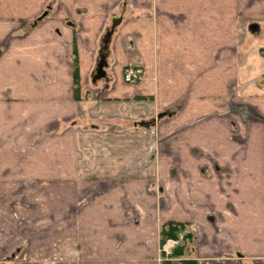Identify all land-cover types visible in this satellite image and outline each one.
<instances>
[{"label": "crops", "instance_id": "crops-1", "mask_svg": "<svg viewBox=\"0 0 264 264\" xmlns=\"http://www.w3.org/2000/svg\"><path fill=\"white\" fill-rule=\"evenodd\" d=\"M133 1L0 0V264L21 242L28 256L118 264L117 233L142 264H264V0ZM164 148L182 165L157 209L145 184ZM104 180L116 183L93 193ZM160 219L185 224L182 256L156 257Z\"/></svg>", "mask_w": 264, "mask_h": 264}, {"label": "rangeland", "instance_id": "rangeland-1", "mask_svg": "<svg viewBox=\"0 0 264 264\" xmlns=\"http://www.w3.org/2000/svg\"><path fill=\"white\" fill-rule=\"evenodd\" d=\"M44 13H43L42 16H44ZM116 17H119V16H116ZM42 18H38V19H42ZM112 21H113V19L109 22V24L107 25V28H109L111 26ZM252 25H254V24H252ZM244 26H245V23H243V27ZM263 26H264L263 24H260L261 28H263ZM246 29H247V33L249 35H252V33L256 31L255 30V31L252 32L251 29H250L249 24H247V23H246ZM244 32H245V29H244ZM262 39L256 40V38H252V39L250 38L249 39V45L251 46L253 43H256V42L258 43L259 40H262ZM101 41H102V37H101ZM101 45H102V42H101ZM95 72H96V70L94 71V73ZM94 73L92 74V76L94 75ZM92 76H91V82L92 83H97V82L100 81V79H98L95 82L92 81ZM175 137H176V134L173 135L172 137H170V135H168V136L162 138V141L161 140L159 141V139H157L156 136H155L154 139L152 140V142L149 145L146 146V149H145L146 153L147 154H150V153L154 154V150L155 149H157V150L160 149V144H162V146H163V144L166 145V142L168 140L170 141L172 138H175ZM164 153H165V148H164L162 154L157 153L155 158L157 159L156 160L157 163L159 161H161V164H162L163 161H165L167 163L165 168H161L160 171L155 172L154 176L150 177V182L148 184H145L146 185L145 192H147V194H145V196L146 197H149L150 195H154L155 196V205H156L157 209L158 208L160 209V208L164 207V203L168 199V195L165 193V185H163V183H165L168 179H171V176L173 175V173H174L173 182L177 183L178 182V177L175 175V172L178 171V166L182 165L179 161H176L177 153H173V156H175V161L173 163H177L176 166L173 165L172 162H168L167 161L166 158H167L168 154H164ZM189 165H191V166H189ZM187 166H188V169H189L190 167H193L194 165L193 164H187ZM173 169H174L175 172H173ZM192 181L193 182L191 183V186H195V183L198 182L199 180H198V178H195L193 176V180ZM115 183L116 182L115 181L113 182V180H104L100 184H98L97 189L95 188L93 193L94 192H98V194L101 195V194L106 192V190L108 189V185H110V186L113 185L114 186ZM86 188H88L89 191H91L93 189V186L92 187H86ZM84 201H87V199H84ZM162 202H163V204H162ZM83 205H84V203H82L81 206H83ZM152 207L154 209V202L152 203ZM143 208H144L143 205L139 203V207L137 208L136 212H135V210L132 209V213L130 214V216H127V219L129 221H131V222H138L140 220V217H141V220H142L143 217H144V211H145V209H143ZM158 213H160V211H158ZM138 214H140V215H138ZM155 215L157 217V213L156 212L154 214H152L153 217H155ZM162 221H163V219H160V222H159L160 225H162ZM184 232L185 231L180 232L179 235L184 234ZM187 233H189V232H187ZM117 236H119L118 238H120V240L119 241L117 240V241L119 243L118 248H119V250L121 252V256H120V260H119L118 264H130L129 263V259H131V261H133V262L136 261L135 262L136 264H142L141 263L142 256L138 253L139 249L136 248V258H133L132 257V248L131 249L128 248L127 247V243H126V246H125V243H123V241H122L123 240V235L121 233H117ZM160 239H161V235L159 236V240ZM183 240H185V239L183 238L182 242H183ZM187 241L188 240H186V242ZM189 241H191V245L187 244V245H189V251L186 253V255L187 256H192L193 253H194L192 236H189ZM27 245H28V243H26V242H24V243L21 242L20 244L15 245L14 247H20L17 250V252L18 251L19 252H18V254H17V256H16V258L14 260L8 261L6 264H66V263L61 262L60 261L61 258L58 259L59 257L49 256L48 255V249H47L48 247L47 248H43V247L40 248L39 247L40 249H34L36 251V253L33 256H28L30 254L27 253V251L29 250V247H28L29 245L28 246ZM163 245H160V243H158V247L156 249V252H157L156 253V257H158V254L160 253L159 254L160 261H165V260H167V258H170V256L167 255V253L163 250ZM177 245L178 246L182 245L181 244V239H180V241H179V243ZM144 249L146 250L145 244L141 248V250L143 251ZM130 250H131V254H129ZM174 259H176V258H174ZM70 260L73 261V263H71V264H80V262L74 263V261L76 260V257H75L74 254L71 255ZM79 260H80V257H79ZM156 261H157V259H156ZM81 264H86V263H81Z\"/></svg>", "mask_w": 264, "mask_h": 264}, {"label": "trees", "instance_id": "trees-1", "mask_svg": "<svg viewBox=\"0 0 264 264\" xmlns=\"http://www.w3.org/2000/svg\"><path fill=\"white\" fill-rule=\"evenodd\" d=\"M74 47V52L76 54ZM79 74V67L77 58H74V75L77 77ZM185 229V224L180 221H172L168 220L162 224L161 228V242H164L167 237H178L179 232ZM186 236V235H184ZM185 245H179L177 246L173 253L174 256H182L184 254ZM194 261L190 259H181L180 264H193Z\"/></svg>", "mask_w": 264, "mask_h": 264}, {"label": "water", "instance_id": "water-1", "mask_svg": "<svg viewBox=\"0 0 264 264\" xmlns=\"http://www.w3.org/2000/svg\"><path fill=\"white\" fill-rule=\"evenodd\" d=\"M47 12L44 13L46 15ZM41 16L40 18H42ZM122 15L119 17H114L112 24L109 28L106 29L104 32L103 38H102V46L99 51V60L97 62L96 66V72L92 76V81H97L98 79H101L106 76V69L105 67L107 66V56H108V50H109V45L110 41L112 38V35L115 31L116 26L122 21Z\"/></svg>", "mask_w": 264, "mask_h": 264}, {"label": "built area", "instance_id": "built-area-1", "mask_svg": "<svg viewBox=\"0 0 264 264\" xmlns=\"http://www.w3.org/2000/svg\"><path fill=\"white\" fill-rule=\"evenodd\" d=\"M138 70L133 66L129 65L126 69V72L124 74V78L126 81H134L136 76H137ZM177 242V240H170L169 244L174 245ZM164 250L166 251L167 254L171 253V249L167 247V245H164Z\"/></svg>", "mask_w": 264, "mask_h": 264}, {"label": "flooded vegetation", "instance_id": "flooded-vegetation-1", "mask_svg": "<svg viewBox=\"0 0 264 264\" xmlns=\"http://www.w3.org/2000/svg\"><path fill=\"white\" fill-rule=\"evenodd\" d=\"M45 12V11H44ZM43 15V14H42ZM41 16V15H40ZM102 46V45H101Z\"/></svg>", "mask_w": 264, "mask_h": 264}]
</instances>
